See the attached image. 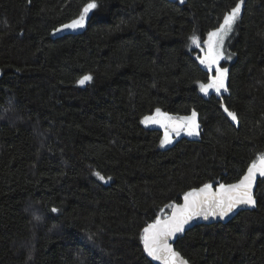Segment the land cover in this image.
<instances>
[{"label": "trees", "instance_id": "trees-1", "mask_svg": "<svg viewBox=\"0 0 264 264\" xmlns=\"http://www.w3.org/2000/svg\"><path fill=\"white\" fill-rule=\"evenodd\" d=\"M238 7L225 89L204 97L206 42ZM88 8L82 31L59 35ZM157 113L195 119L197 138L161 149L162 133L142 126ZM262 159L264 0H0V264H152L147 227ZM255 199L175 251L264 264V180Z\"/></svg>", "mask_w": 264, "mask_h": 264}, {"label": "water", "instance_id": "water-1", "mask_svg": "<svg viewBox=\"0 0 264 264\" xmlns=\"http://www.w3.org/2000/svg\"><path fill=\"white\" fill-rule=\"evenodd\" d=\"M185 125L174 120L169 132L180 135ZM264 180V159L251 167L236 184L220 190L201 188L182 199L169 216L143 232V249L152 264H189L173 247L178 237L198 227L226 226L238 215L256 207V191Z\"/></svg>", "mask_w": 264, "mask_h": 264}, {"label": "rangeland", "instance_id": "rangeland-1", "mask_svg": "<svg viewBox=\"0 0 264 264\" xmlns=\"http://www.w3.org/2000/svg\"><path fill=\"white\" fill-rule=\"evenodd\" d=\"M92 9L88 8L85 10L84 15L77 22L61 29L58 33L59 35H64L68 33H78L82 31L85 27L88 16L90 15ZM241 16V7H238L233 13L228 16L223 22L221 28L209 36L206 42V50L205 53L202 54L201 64L204 70L210 75L209 84L202 89V95L204 97L212 96L219 94V91L216 89V86L221 87V92L225 89V72L221 69V65L226 60V45L229 40V37L238 22ZM86 82L80 84V86H84ZM13 106H10L6 113L9 124H17L19 121L16 115L13 112ZM175 120L174 118L167 117L161 113H157L152 117L146 118L142 121V126L148 130H157L162 133V141H161V149H168L174 143H176L180 139H189L195 140L198 136V125L196 120L187 119L181 120V122L185 125V130L180 135H173L169 132V126L171 122ZM35 134L39 140L43 142L46 137L35 130ZM30 215V214H29ZM32 216V215H31ZM35 224L39 221V217H36V213H34ZM24 248V246H22ZM25 250L30 251V245L25 246Z\"/></svg>", "mask_w": 264, "mask_h": 264}, {"label": "flooded vegetation", "instance_id": "flooded-vegetation-1", "mask_svg": "<svg viewBox=\"0 0 264 264\" xmlns=\"http://www.w3.org/2000/svg\"><path fill=\"white\" fill-rule=\"evenodd\" d=\"M216 89L220 92L222 89H221V87H219V86H216ZM174 121V120H173ZM172 121V122H173Z\"/></svg>", "mask_w": 264, "mask_h": 264}]
</instances>
